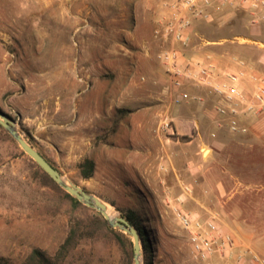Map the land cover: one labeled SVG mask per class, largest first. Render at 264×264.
<instances>
[{
    "label": "rangeland",
    "instance_id": "rangeland-1",
    "mask_svg": "<svg viewBox=\"0 0 264 264\" xmlns=\"http://www.w3.org/2000/svg\"><path fill=\"white\" fill-rule=\"evenodd\" d=\"M169 1L175 0H0V111L65 179L98 197L117 215L123 217L121 210L126 207L138 212L152 239L151 252L141 250V264H201L192 258L187 233L176 218V207L187 211L186 199L178 195L189 187V181L175 179L169 192L159 180H150L145 189L135 177L131 180L118 166L107 164V150L98 142L107 141L110 133L94 125L97 115L113 112L119 119L126 115L120 106L126 69H136L137 62L147 57L160 70V109H167L174 128L173 133L160 134L159 169L165 171L166 152L175 167L187 164L184 161L192 156L201 164L207 150L184 149L182 143L191 138L190 131H196L195 120L202 119L205 110L212 113L213 98L205 87L190 84L187 90L203 102L172 104L157 59L167 46L153 35L157 18L150 34L154 47L148 43L142 48L144 33L133 34L135 19L145 5L155 2L161 10ZM211 11L213 21H193L191 41L181 49L182 63L211 64L214 79L243 71L240 83L247 91L253 76L264 78V4L255 11L227 5H215ZM134 78L138 84L145 81L143 76ZM79 115L84 120L82 131L74 128ZM256 122L264 124V117ZM96 129L99 133L90 142ZM79 132L86 138L82 143ZM107 149L121 156V150ZM224 152L230 154L223 162L229 171L248 173L250 162L264 164V150L252 148L236 157L232 156L236 150ZM133 155L137 158L139 153ZM84 158L95 162L93 175L86 179L78 169ZM211 166L212 174L220 172V164ZM195 187L199 192L200 187ZM59 188L0 127V257L18 264L35 248L52 255L74 227L78 249L65 264H134L132 237L124 233L130 245L116 238L89 207L74 204Z\"/></svg>",
    "mask_w": 264,
    "mask_h": 264
},
{
    "label": "crops",
    "instance_id": "crops-1",
    "mask_svg": "<svg viewBox=\"0 0 264 264\" xmlns=\"http://www.w3.org/2000/svg\"><path fill=\"white\" fill-rule=\"evenodd\" d=\"M160 11L157 3L147 4L135 19L133 34L141 36L144 33L143 37H140L142 48L148 47L149 44L152 47L155 45V42H150L152 36L150 34ZM126 70V81L121 88L120 101L121 108L127 111L126 115L119 119L113 112H109L108 115H97L94 118L96 128L104 126L110 133L107 141L98 142L102 143L100 148L107 150V164L111 167L118 166L121 173L131 180L135 177L145 189L149 186L150 180H159L169 192H172L175 179L178 182L179 177L188 180L189 187L178 195L181 200L186 199V212L193 219H200L203 222L214 216L221 233L229 234L234 239L233 250L230 253L224 257L214 255V260L219 264H252L247 255L244 256L242 263L236 262V255L246 249H251L264 257V164L250 162L248 173H245L244 169L229 171L223 164L224 160H229L230 154L226 155L224 152L229 148L238 152L232 155L233 157L240 156L242 152L252 148L264 150V124L255 122L247 133L232 134L226 129L225 131L218 129L213 112L205 110L202 119H196L194 122L196 131H190L191 138L182 143L184 149L207 150L201 164L192 156L191 159L184 161L187 164L182 163L181 167L179 165L175 167L172 156L166 152L165 171H161L156 157L159 156L162 141L161 135L155 131L159 113L162 111L160 109L162 105L159 103L160 70H155L147 57L137 62L136 69L128 66ZM135 76H139V79L143 76L145 81L138 84ZM250 85L247 91L252 90L253 83L250 82ZM197 90L203 92L204 89ZM208 99L212 104V99L209 97ZM91 123L89 126L93 127ZM114 125L117 126L115 130ZM83 126L84 120L79 115L74 120V128L82 131ZM80 133L78 140L82 143L86 138ZM98 133L96 129L89 141L91 142ZM233 139L237 141L230 143ZM241 139L248 141H240ZM92 145L95 146V142ZM109 147L121 150V156H113L107 149ZM134 151L139 153L138 159L133 158ZM213 163L220 164V172L216 175L210 171ZM192 182L199 183L197 184L200 187L199 192L195 187L197 185Z\"/></svg>",
    "mask_w": 264,
    "mask_h": 264
},
{
    "label": "built area",
    "instance_id": "built-area-1",
    "mask_svg": "<svg viewBox=\"0 0 264 264\" xmlns=\"http://www.w3.org/2000/svg\"><path fill=\"white\" fill-rule=\"evenodd\" d=\"M263 4L264 0H175L161 5L153 35L167 43L158 52L157 59L168 78V93L172 104L178 105L190 100L203 102L201 96L191 95L187 90L190 84H195L205 87L207 94L213 98L212 112L218 129L224 128L232 134L247 133L258 119L264 117V78L253 76L252 90L245 91L240 83L243 71L214 79L209 72L211 64L197 60L193 64H183L181 53V49L191 41L193 21H213L211 9L215 5L232 8L243 6L255 11ZM155 131L158 134L174 132L166 109L159 113ZM175 211L178 224L187 233L186 242L195 261L219 264L214 260V255L224 257L233 250L234 239L229 234L221 233L214 216L203 222L193 219L179 207ZM245 255L252 264H264V257L251 249L238 253L236 262L242 263Z\"/></svg>",
    "mask_w": 264,
    "mask_h": 264
},
{
    "label": "trees",
    "instance_id": "trees-1",
    "mask_svg": "<svg viewBox=\"0 0 264 264\" xmlns=\"http://www.w3.org/2000/svg\"><path fill=\"white\" fill-rule=\"evenodd\" d=\"M0 127L2 126L0 125ZM39 169L54 187L59 188V186L40 167ZM78 169L80 175L83 178L85 179L90 178L95 171V162L90 158H84L82 161L78 163ZM64 194L66 197L71 199V201L74 204L81 205V203L77 199H75L68 193L64 192ZM90 210L93 212V215H95L99 224H101L109 233L113 234L116 238H118L121 241L126 240L129 243V245L131 244L128 237L123 232L108 226L105 219L98 211L92 208H90ZM121 211L123 217L133 227H135L138 230L140 234L142 248L144 249V251L151 252V248H152L151 235H149V230L146 227L142 217H140L138 212L131 207H126ZM74 239H75V229L74 227H71L64 241L58 246V248L52 255H48L46 254L45 251L35 248L25 257L24 260H22L18 264H65L69 262L67 261L68 258L71 259L76 254V250L78 249L77 243L74 241ZM128 258H129L128 259L129 263H132V250H130L128 254ZM0 264H15V263L10 262L8 259L4 257H0Z\"/></svg>",
    "mask_w": 264,
    "mask_h": 264
},
{
    "label": "water",
    "instance_id": "water-1",
    "mask_svg": "<svg viewBox=\"0 0 264 264\" xmlns=\"http://www.w3.org/2000/svg\"><path fill=\"white\" fill-rule=\"evenodd\" d=\"M0 125L16 141L19 147L26 153L60 188L77 199L83 205L95 209L105 219L108 226L118 229L132 237L134 264H141L142 243L138 230L133 227L124 217L118 215L110 218L106 213V205L98 197L90 194L85 189L72 182H66L59 171L53 167L46 158L31 146L18 132L14 122L0 111Z\"/></svg>",
    "mask_w": 264,
    "mask_h": 264
},
{
    "label": "bare ground",
    "instance_id": "bare-ground-1",
    "mask_svg": "<svg viewBox=\"0 0 264 264\" xmlns=\"http://www.w3.org/2000/svg\"><path fill=\"white\" fill-rule=\"evenodd\" d=\"M64 180L66 181V182H69L67 179H65L64 178ZM105 205H106V213L108 214V216L110 217V218H114L115 216H118L117 215V213L112 209V208H107V204L105 203Z\"/></svg>",
    "mask_w": 264,
    "mask_h": 264
}]
</instances>
